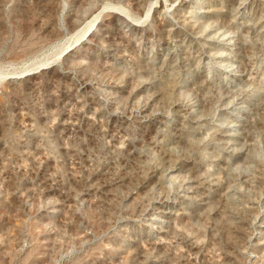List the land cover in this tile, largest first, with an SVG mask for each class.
I'll use <instances>...</instances> for the list:
<instances>
[{
	"label": "rangeland",
	"instance_id": "obj_1",
	"mask_svg": "<svg viewBox=\"0 0 264 264\" xmlns=\"http://www.w3.org/2000/svg\"><path fill=\"white\" fill-rule=\"evenodd\" d=\"M0 264H264V0H0Z\"/></svg>",
	"mask_w": 264,
	"mask_h": 264
},
{
	"label": "bare ground",
	"instance_id": "obj_2",
	"mask_svg": "<svg viewBox=\"0 0 264 264\" xmlns=\"http://www.w3.org/2000/svg\"><path fill=\"white\" fill-rule=\"evenodd\" d=\"M169 175H170V180H172L174 178L173 173H170ZM181 187H183V186H181ZM165 203H166V201L164 200V201H161L158 205H160L161 206L160 208L162 209L163 206L166 205ZM166 213H168V212H166ZM150 218L151 219L149 221H151V220H157V218H159L160 220H163V221L166 220V219H168L167 218V215H162V216L161 215H152ZM153 224H155V223H153Z\"/></svg>",
	"mask_w": 264,
	"mask_h": 264
}]
</instances>
